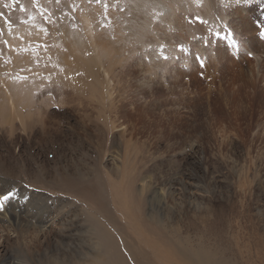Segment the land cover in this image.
I'll return each mask as SVG.
<instances>
[{
  "label": "rangeland",
  "instance_id": "1",
  "mask_svg": "<svg viewBox=\"0 0 264 264\" xmlns=\"http://www.w3.org/2000/svg\"><path fill=\"white\" fill-rule=\"evenodd\" d=\"M12 189L0 264H264V0H0Z\"/></svg>",
  "mask_w": 264,
  "mask_h": 264
},
{
  "label": "bare ground",
  "instance_id": "2",
  "mask_svg": "<svg viewBox=\"0 0 264 264\" xmlns=\"http://www.w3.org/2000/svg\"><path fill=\"white\" fill-rule=\"evenodd\" d=\"M103 75L104 77L108 80V77H109V74L103 69ZM77 180V179H76ZM130 187H132L134 185V182L133 180L131 179L130 181ZM66 185H69L70 187H72L73 189L77 190V189H80L85 187V186H82L81 183H77V182H71V181H67ZM79 185V186H78ZM68 187V186H67ZM148 188V187H147ZM132 190V189H130ZM133 210H130L129 213H132ZM137 212L139 213V211L137 210ZM135 213H136V210H135ZM138 215V214H136ZM151 232H152V229H149ZM147 236H151L150 233L146 234ZM148 242H151V241H148ZM153 243V246L155 247L154 244H156V241L154 239H152V242ZM166 247V246H164ZM157 252V251H156ZM163 253L164 254H167L168 251L166 249L163 250ZM171 253V252H170ZM193 256L197 259V261H199L200 264H213L214 262V259H213V254L211 253H207V252H204L202 251L201 249L198 250L196 253H192ZM119 262V261H118Z\"/></svg>",
  "mask_w": 264,
  "mask_h": 264
},
{
  "label": "snow or ice",
  "instance_id": "3",
  "mask_svg": "<svg viewBox=\"0 0 264 264\" xmlns=\"http://www.w3.org/2000/svg\"><path fill=\"white\" fill-rule=\"evenodd\" d=\"M201 23H203V21H201ZM201 67H203V63H201ZM16 195H17V192L15 191V189L9 190L8 192L4 194H0V211H2L6 203L10 201L11 199H14Z\"/></svg>",
  "mask_w": 264,
  "mask_h": 264
}]
</instances>
